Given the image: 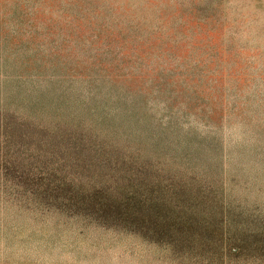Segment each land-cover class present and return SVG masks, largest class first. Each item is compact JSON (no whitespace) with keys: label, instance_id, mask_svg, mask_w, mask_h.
Masks as SVG:
<instances>
[{"label":"rangeland","instance_id":"obj_1","mask_svg":"<svg viewBox=\"0 0 264 264\" xmlns=\"http://www.w3.org/2000/svg\"><path fill=\"white\" fill-rule=\"evenodd\" d=\"M0 264H264V0H0Z\"/></svg>","mask_w":264,"mask_h":264}]
</instances>
